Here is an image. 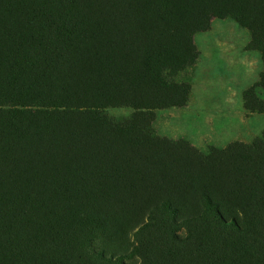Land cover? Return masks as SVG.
Returning <instances> with one entry per match:
<instances>
[{
  "label": "trees",
  "instance_id": "trees-1",
  "mask_svg": "<svg viewBox=\"0 0 264 264\" xmlns=\"http://www.w3.org/2000/svg\"><path fill=\"white\" fill-rule=\"evenodd\" d=\"M216 18L260 52L264 113V0H0V264H264V130L204 151L154 126Z\"/></svg>",
  "mask_w": 264,
  "mask_h": 264
},
{
  "label": "rangeland",
  "instance_id": "rangeland-1",
  "mask_svg": "<svg viewBox=\"0 0 264 264\" xmlns=\"http://www.w3.org/2000/svg\"><path fill=\"white\" fill-rule=\"evenodd\" d=\"M249 39L248 29L231 18H216L210 30L196 35L201 58L195 69L191 101L183 108L156 110L154 126L160 134L186 138L206 151L233 140L250 142L262 133L264 113L243 115L236 103L239 93L243 97V91L258 80L263 69L260 52L245 50ZM209 84L212 88H206ZM259 93L264 97V88H259ZM225 104L232 110L225 111ZM215 108L217 111L212 112ZM108 112L122 117L133 109L116 107Z\"/></svg>",
  "mask_w": 264,
  "mask_h": 264
},
{
  "label": "crops",
  "instance_id": "crops-1",
  "mask_svg": "<svg viewBox=\"0 0 264 264\" xmlns=\"http://www.w3.org/2000/svg\"><path fill=\"white\" fill-rule=\"evenodd\" d=\"M206 88H212V85L209 84V85H205ZM194 89V88H193ZM238 91H243L242 89H239ZM242 96H243V93H242ZM237 109L243 114V115H246L247 114V110L245 109L244 107V102H243V97H241V92L239 93V96L237 97ZM221 106H219L220 108H222V104H220ZM225 111H231V107L230 105L228 104H225V108H224ZM212 112H216V108L211 110ZM238 135H241V134H238ZM238 139V138H236Z\"/></svg>",
  "mask_w": 264,
  "mask_h": 264
}]
</instances>
